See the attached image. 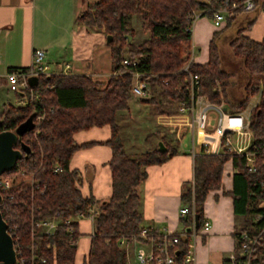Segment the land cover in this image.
<instances>
[{"label": "trees", "instance_id": "1", "mask_svg": "<svg viewBox=\"0 0 264 264\" xmlns=\"http://www.w3.org/2000/svg\"><path fill=\"white\" fill-rule=\"evenodd\" d=\"M222 3L223 0H95L76 19L87 30L105 34L111 59L107 80L102 82L88 74H42L29 80L38 95L35 103L3 105L0 131L13 130L35 110L45 112L43 120L35 126L37 131L31 130L22 137L30 147L28 156H22L12 171L2 174L23 175L32 180L31 184L12 178L10 188L0 192V212L25 263L75 264L76 246L69 241L79 237L76 216L88 214L94 199L82 196L79 172L69 168V160L80 147L74 133L93 126L110 128L106 144L111 149L108 164L112 192L106 200L98 202L95 231L84 264H127L121 239L148 241L156 236L151 229H147L146 238L138 236L143 228L138 186L145 179L146 166L164 162L176 150L162 141V150L156 147L130 153L122 139L118 112L128 108L132 74L138 71L144 74L151 88L150 97L142 100L149 104L151 112L176 113L178 102L188 99L189 77L184 70L187 66L198 76V93L212 102H223L230 110L239 111L253 95L260 93V101L250 113L252 144L249 149L256 152L251 165L242 154L226 151L203 154L202 148H198L192 181L184 184L180 195L182 205L189 208L180 219L181 231H190L187 229L192 225V208L198 215L196 229L201 227L206 195L220 188L224 163L231 160L238 171L233 175V188L228 193L232 196L235 214L242 216L234 232L235 260L264 264V37L254 41L240 29L229 42L232 56L240 61L247 77L238 99L229 97L235 74L221 65L217 32L209 42L205 63H194L190 58L188 14L191 10H207L209 17L210 10ZM133 16L139 17L141 29L147 33L138 43L128 40L134 36L130 24ZM123 60L128 63L123 64ZM134 60L137 63L133 65ZM56 166L60 170L54 171ZM54 217L59 221L69 218L70 223L60 222L51 235L39 232L36 223ZM32 226L37 232L34 237ZM68 226L72 227L71 232ZM244 233L245 238L241 237ZM187 242V237L180 236L175 244L173 254L177 261L185 254ZM244 243L252 246L250 253L244 252ZM223 264H228L227 258Z\"/></svg>", "mask_w": 264, "mask_h": 264}, {"label": "crops", "instance_id": "2", "mask_svg": "<svg viewBox=\"0 0 264 264\" xmlns=\"http://www.w3.org/2000/svg\"><path fill=\"white\" fill-rule=\"evenodd\" d=\"M77 3V0H0V109L5 104L14 105L17 100V93L14 98L7 90L3 74L11 68L28 67L35 49L44 50L45 62L51 72L56 71L58 63H68L70 74L95 75L102 82L107 80L111 74V59L106 36L100 30H87L77 23ZM240 29L248 38L261 41L264 11L257 8L233 12L219 28L210 19L197 18L191 31V41L197 44L193 62L202 64L208 60L209 42L214 32L218 33L217 44L222 41L229 48L230 40ZM226 52L225 49L223 53L219 52L221 65L235 74L229 97L238 99L247 77L240 62L228 56V53L232 55L230 49ZM259 101L260 93L253 95L244 109L251 113ZM224 105L229 109L226 103ZM147 106L148 103L132 98L128 100V108L118 112L126 149L130 153H139L160 147L163 141L176 152L160 164L146 166L145 179L138 186L141 226L156 234L182 233L180 195L184 184L192 181L194 155L190 152L188 135L180 141L174 130L184 124L185 117L148 113L145 112ZM73 137L80 147L72 154L69 168L79 172L80 192L83 197L94 199L90 209L99 213L98 202L106 200L112 192L108 164L111 149L106 144L110 128L108 125L93 126L75 132ZM198 148L195 147V153ZM237 171L231 160L226 161L220 188L210 190L206 195L203 219L209 222L210 228L195 238L196 264H223V259L233 252L234 232L241 219L234 212L233 199L228 192L233 188V175ZM77 221L79 237L75 264H84L96 221L89 217ZM149 247V241H125L128 262L133 261L136 252H146Z\"/></svg>", "mask_w": 264, "mask_h": 264}, {"label": "built area", "instance_id": "3", "mask_svg": "<svg viewBox=\"0 0 264 264\" xmlns=\"http://www.w3.org/2000/svg\"><path fill=\"white\" fill-rule=\"evenodd\" d=\"M264 11V0H223L219 8L210 10L209 18L216 28L221 27L226 17L236 11H252L255 9ZM206 15L207 10H191L188 14L187 30L192 31V26L197 17ZM191 50V59H192ZM127 64V60L122 61ZM133 65L137 60L131 62ZM70 65L68 63L57 64L56 71L51 72L45 62V52L42 49H35L32 53L31 63L26 68H12L3 74L5 86L8 91L17 93V104H26L27 102L35 103L38 100V95L34 93L29 80L42 74H70ZM189 77L188 99L180 100L177 104V112L185 117L184 124L175 128L176 137L182 141L184 134L189 137L190 152L195 155V147H201L203 154H219L223 151L234 154L244 155L248 164H252L255 151L250 150L252 144V132L250 130V111L239 110L232 111L228 109L223 102L215 103L208 100L205 96L198 93L199 79L196 74L191 73L187 66L184 67ZM150 85L144 78V74L138 71L133 72L132 82L130 86V99L143 100L150 97ZM169 115V114H167ZM45 112L35 110L34 128L37 123L43 120ZM60 170L59 166L54 168V171ZM12 179V178H11ZM7 176L0 175V192H5L12 185V180ZM32 184V180L29 181ZM37 188V187H35ZM1 194V193H0ZM189 212V208L182 205L179 209L180 217H184ZM98 212L88 209V214H77V219L89 217L95 221ZM62 222L69 224L70 219L59 221L57 218L42 220L36 223L42 234H53L57 225ZM210 224L207 220H203V224L199 229L194 225V210L192 208V225L189 232L168 233L163 232L156 234L148 239L150 247L146 252L135 253V263L128 262L127 264H196L195 238L202 233L208 231ZM68 232L72 231V227L68 226ZM10 233V232H9ZM37 232L34 227H31V236L34 237ZM12 236V234L10 233ZM148 235L147 229L142 228L138 236L146 238ZM180 236L187 237V249L180 261H177L173 251L175 244ZM241 237L245 238L246 234ZM13 239V237H12ZM133 241H137L135 238ZM147 241V242H148ZM14 243V239H13ZM77 240H70L69 244L76 246ZM121 246H125V240L121 239ZM244 252L250 253L251 245L242 244ZM16 259L14 264H27L21 257L20 251H17L14 244ZM33 258H36L33 255ZM228 264H249V260L236 262L234 253L231 252L227 257ZM42 261H44L42 259ZM30 264H33L32 262Z\"/></svg>", "mask_w": 264, "mask_h": 264}, {"label": "water", "instance_id": "4", "mask_svg": "<svg viewBox=\"0 0 264 264\" xmlns=\"http://www.w3.org/2000/svg\"><path fill=\"white\" fill-rule=\"evenodd\" d=\"M35 112H31L29 116L13 130L0 131V175L5 172L12 171L17 160L22 156L27 157L30 147L23 142L22 137L25 133L30 132L34 128ZM19 145V147H16ZM159 149H163L160 142ZM1 201V194H0ZM194 225L198 226V215L194 214ZM191 227L187 230L189 231ZM16 259L14 243L12 236L7 230V223L3 219L0 212V264H14Z\"/></svg>", "mask_w": 264, "mask_h": 264}, {"label": "rangeland", "instance_id": "5", "mask_svg": "<svg viewBox=\"0 0 264 264\" xmlns=\"http://www.w3.org/2000/svg\"><path fill=\"white\" fill-rule=\"evenodd\" d=\"M78 1V14H80L81 12H83V11H85L87 8H90V6H92V3L95 1V0H77ZM78 16V15H77ZM201 17H204L205 19H210L208 16H206V15H203V16H200V17H197V18H201ZM211 20V19H210ZM77 23L78 24H80V25H82L78 20H77ZM130 24H131V26H132V28H133V30H134V36L133 37H129V39L128 40H130V41H132V42H134V43H138V42H140V41H142L144 38H146L147 37V33L145 32V31H143L142 29H141V26H140V19H139V17H137V16H133L132 18H131V21H130ZM196 26V25H195ZM224 43V42H223ZM222 43V41L220 42V44H218V47H219V52L220 53H223V51H224V49L227 51L226 53H228V50H229V48L227 47V45H224ZM191 44H192V47H191V50L193 51L192 52V56H196L197 55V44L195 43L194 44V42L192 43L191 42ZM224 45V46H223ZM222 56H224V54H221ZM228 56H232V55H229V53H228ZM233 58V57H232ZM192 59H193V57H192ZM234 60H237V59H235L234 58ZM238 62H240L239 60H237ZM94 79H96V80H98L97 78H99V77H97V76H92ZM105 77H103V79H104ZM10 94H12L13 96H14V98H15V94L14 93H10ZM12 99V98H11ZM14 104H17V103H14ZM6 105V104H5ZM0 106H1V103H0ZM147 108H148V110H146L145 112H147L148 111V113H152L151 112V110H150V107H149V104H148V106H147ZM2 109V108H1ZM0 109V110H1ZM153 114V113H152ZM184 135H187V134H184ZM187 141V138H186V140H185V142ZM7 177H9L10 179L11 178H14L16 181H20V180H24V181H30V178L29 177H25V176H23V175H20V176H17V175H9V176H7ZM241 220H242V216L241 215H239L238 216ZM133 259V261L131 262V263H135V256H134V258H132Z\"/></svg>", "mask_w": 264, "mask_h": 264}]
</instances>
